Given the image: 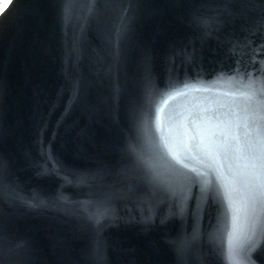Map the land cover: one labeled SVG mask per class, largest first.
<instances>
[{
	"label": "water",
	"instance_id": "water-1",
	"mask_svg": "<svg viewBox=\"0 0 264 264\" xmlns=\"http://www.w3.org/2000/svg\"><path fill=\"white\" fill-rule=\"evenodd\" d=\"M0 264H264V0H6Z\"/></svg>",
	"mask_w": 264,
	"mask_h": 264
},
{
	"label": "rangeland",
	"instance_id": "rangeland-1",
	"mask_svg": "<svg viewBox=\"0 0 264 264\" xmlns=\"http://www.w3.org/2000/svg\"><path fill=\"white\" fill-rule=\"evenodd\" d=\"M6 0H0V7L2 6V4L5 2Z\"/></svg>",
	"mask_w": 264,
	"mask_h": 264
}]
</instances>
